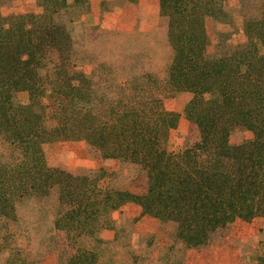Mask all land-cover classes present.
<instances>
[{"label":"rangeland","instance_id":"rangeland-1","mask_svg":"<svg viewBox=\"0 0 264 264\" xmlns=\"http://www.w3.org/2000/svg\"><path fill=\"white\" fill-rule=\"evenodd\" d=\"M214 1H219V9L207 14L202 23L209 58L248 45L246 19L264 11V0ZM56 9L52 24L67 34L70 47L63 48L62 33L58 32L55 47L45 46L34 63L43 90L34 109L42 113L40 128L47 130L45 136L41 134L39 151L50 171L74 179L69 181L70 196L87 191H129L143 180L140 166L103 159L78 137L74 117L92 114L96 122H103L129 111L132 104L148 114L144 109L149 110L150 105L142 102L159 100L152 104L154 110L180 115L169 132L166 150L178 153L187 148L191 126L183 111L192 95L173 93L166 84L173 57L169 18L162 15L159 0H87L83 5L75 0H0V28L6 30L15 18L24 16H45V25L49 12ZM16 49L23 50L20 62L26 65L30 49ZM261 51L264 53V48ZM147 76L160 82L156 91L143 92V86L151 83ZM70 78L72 87H81L79 93L64 91V80ZM9 94L6 106L19 112L26 113L33 105L26 89ZM84 99L89 103L82 102ZM64 131L73 137L65 138ZM252 138L250 132L235 128L229 144L236 147ZM21 159V146L0 136V168L8 172ZM64 194L56 188L36 194L28 185L25 191H18L16 195L21 197L12 200L11 208L0 207V264H65L75 251L90 252L99 264H260L264 258V218L237 220L218 240L191 249L177 240L176 224L141 216L140 208L132 204L103 214L98 225L102 227L95 233L73 235L65 244L61 238H67L58 236L55 229V222L73 210L69 204L73 201Z\"/></svg>","mask_w":264,"mask_h":264},{"label":"trees","instance_id":"trees-1","mask_svg":"<svg viewBox=\"0 0 264 264\" xmlns=\"http://www.w3.org/2000/svg\"><path fill=\"white\" fill-rule=\"evenodd\" d=\"M86 2L75 0L78 5ZM159 3L162 15L169 18L173 50L166 84L173 93L192 95L183 111L191 126L187 148L178 153L166 150L169 132L178 124L180 115L154 110L152 104H158L159 100L142 102L150 105L149 110L144 109L148 114L132 104L129 111L103 122H96L92 114L74 117L79 126L78 137L103 159L140 166L142 182L122 192L87 191L70 196L74 179L58 170L50 171L39 151L43 142L41 134L45 136L47 130L40 128L42 113L34 109L40 104L38 97L43 91L34 63L45 46L55 47L58 32L62 33L63 48L70 47L67 34L52 24L57 9L49 12L45 25V16L15 18L6 30L1 25L0 136L21 146L22 159L8 172L0 168V207L11 208L12 200L21 197L16 195L18 191H25L28 185L36 194L48 193L53 188L61 195L65 193L73 201L69 202L73 210L55 222L57 235L67 238H61L65 244L73 235H92L102 227L98 225L103 214L128 204L139 207L141 216L176 224L177 240L191 249L218 240L237 220L250 222L264 218V53L261 51L264 8L262 14L246 19L248 45L209 58L208 37L202 23L207 14L219 9V1L159 0ZM18 46L30 49L26 65L20 62L24 52L17 50ZM147 78L151 83L144 84L143 92L156 91L160 82L154 77ZM72 80H64V91L79 93L81 87H72ZM21 88L29 91L33 101L26 113L6 106L9 93ZM85 101L82 100L89 103ZM235 128L250 132L253 138L239 146H230L229 136ZM62 135L67 139L73 137L71 132L64 131ZM259 263L264 264V258ZM65 264L99 263L90 252L75 251Z\"/></svg>","mask_w":264,"mask_h":264}]
</instances>
